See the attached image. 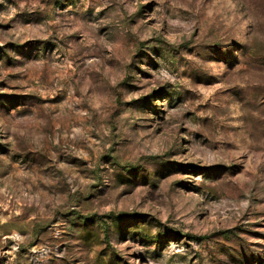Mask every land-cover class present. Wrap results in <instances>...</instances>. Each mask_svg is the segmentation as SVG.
<instances>
[{
  "label": "rangeland",
  "instance_id": "374dc122",
  "mask_svg": "<svg viewBox=\"0 0 264 264\" xmlns=\"http://www.w3.org/2000/svg\"><path fill=\"white\" fill-rule=\"evenodd\" d=\"M0 264H264V0H0Z\"/></svg>",
  "mask_w": 264,
  "mask_h": 264
},
{
  "label": "trees",
  "instance_id": "16d2710c",
  "mask_svg": "<svg viewBox=\"0 0 264 264\" xmlns=\"http://www.w3.org/2000/svg\"><path fill=\"white\" fill-rule=\"evenodd\" d=\"M227 234L229 235V234H230V232H229V233H225V235H227ZM194 240H197V241H198V240H200V239L198 238V239H194Z\"/></svg>",
  "mask_w": 264,
  "mask_h": 264
}]
</instances>
